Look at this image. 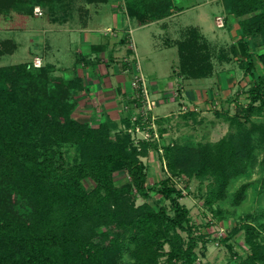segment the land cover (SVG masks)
<instances>
[{
	"label": "trees",
	"instance_id": "1",
	"mask_svg": "<svg viewBox=\"0 0 264 264\" xmlns=\"http://www.w3.org/2000/svg\"><path fill=\"white\" fill-rule=\"evenodd\" d=\"M63 1L0 0V14L16 4H26L32 14L35 5L52 7ZM124 1L126 15L139 26L175 12L172 0ZM222 4L240 28L232 55L251 79L247 104L237 106L233 116L226 115L237 133L217 143L163 145L164 159L174 174L186 172L189 165L198 179H212L209 202L227 198L231 181L246 175L254 160L255 139L264 144V122L253 120L264 115V71H257L253 61L256 54L264 68V51L256 52L264 47V0H222ZM86 26L84 22L81 28ZM166 45L178 51L173 77L213 75L210 46L198 28L185 29L180 39ZM16 50L13 40H0V57ZM102 51L103 46L91 47L92 54ZM82 60L87 61L84 66H95L86 55ZM57 70L51 63L39 68L33 63L0 66V264H158L166 254L169 261L195 264L196 241L193 236L185 241L180 234L189 220L187 209L178 202L179 190L170 179L145 188L139 157L150 146L158 148L156 142L144 144L141 152L128 134L116 130L118 121L102 115L96 126L94 120L79 121L77 97L89 90L86 79L74 69L70 77L52 75ZM128 118L123 114L119 122L129 124ZM121 172L129 178L118 186L114 177ZM87 179L92 184H86ZM248 187L249 183L242 184L233 194V206L242 204ZM133 188L143 197L152 191L170 199L175 215L147 202L137 205ZM248 220L252 221L235 230L245 232L251 252L240 257L235 253L234 264H264V244L258 243L260 220ZM236 234L230 231L222 241Z\"/></svg>",
	"mask_w": 264,
	"mask_h": 264
},
{
	"label": "rangeland",
	"instance_id": "2",
	"mask_svg": "<svg viewBox=\"0 0 264 264\" xmlns=\"http://www.w3.org/2000/svg\"><path fill=\"white\" fill-rule=\"evenodd\" d=\"M174 2L184 7L185 11L168 20L144 27H140L134 18L124 20L123 14H126L124 0H110L106 4H89L87 0H64L52 7L35 5L32 14L28 13L26 4H16L5 14H0V40L11 39L17 44L14 53L0 57V66L29 63L32 67L35 59H39L42 65L51 63L57 67L58 70L52 75L70 77L72 75L70 70L74 69L85 77L86 74L81 73L82 70L89 72L90 68L83 65L85 60L82 59L84 55L92 53L89 46H94L92 39L89 43L85 39L86 32L101 40L111 39L110 34L114 33L117 37H123L125 39L121 45L123 52L132 44L135 54L129 56L128 63H125L122 57L118 58L119 62L115 61L116 57L111 60L107 56L93 58L94 65L101 72L104 71L105 65L109 73L117 74L116 78L112 79L113 82L134 90L133 97L137 102L130 104L132 108L126 102L123 105L126 113L132 110L127 115L131 117L130 120L128 118L129 124L127 121L125 123L123 120L118 121L116 130L128 134L132 145L142 149L141 152L144 151V144L151 145L156 142L158 145V148L150 146L147 154L139 157L146 175L145 188H151L170 179L179 190L177 199L179 204L187 209L189 220L185 224V230L180 231V234L185 241L190 236L194 237L198 257L195 264H234L238 257L251 252L245 242V232L240 230L238 233L235 230L243 227L244 222L252 221L248 219L260 220L257 224L260 231L258 243L264 244V144L260 139H255V156L247 174L234 178L230 183L227 198L217 202H209L208 193L213 185L212 179L206 178L203 181L198 179L193 173L194 167L189 165L186 172L174 174L168 167L167 159H164L163 145L175 142L184 145L217 143L236 134L237 129L230 125L226 115L233 116L237 106L247 104L251 79L240 68L239 63H236L237 61L231 59V63L224 62L218 56L220 49L232 41L227 28L220 29L216 26L215 18L223 15L234 20L224 11L220 1L174 0ZM112 3L120 12L117 13L116 23L112 14ZM194 3L201 6L190 8ZM36 7L41 8L42 16L35 14ZM97 10L99 12H96ZM202 12L207 14V21L201 19ZM84 22L89 23L87 30L81 28ZM188 27L201 30L209 43L214 67L212 77L203 79L173 77L178 63V51L177 47L167 46L166 42L178 40L182 31ZM109 30L115 31L109 33ZM234 37L238 39L239 35ZM234 43L228 46L227 54L232 53L229 52ZM263 51L264 47L256 50L257 53ZM254 62L257 71L263 72L264 68L259 64L256 54ZM95 66H92V72L95 71ZM63 69H67L68 72H63ZM124 72L127 73L122 74ZM136 77H143L147 83L149 99L153 102L152 109L146 106L138 87L133 86ZM99 81L104 84L106 78L100 76ZM157 88L161 90L160 93L154 92ZM196 91L204 93L200 92L201 96L198 99H189L190 94L195 95ZM82 96L83 94L77 97L79 106L87 104L88 110L83 108L77 110L76 117L82 122L94 120L92 125L96 126L103 121L100 115H97L101 114L99 103L97 100L84 102ZM94 116L96 118H93ZM145 120L147 122H144ZM253 120L256 123H263L264 115H256ZM137 124L141 128L140 131L135 129ZM159 128L164 130L163 134ZM126 178L129 177L125 172L115 175V184L121 185ZM245 183H249L245 200L235 207L232 205V196ZM86 184L92 182L87 179ZM133 191L138 198L137 205L147 202L154 209L166 208L171 217L175 215L170 199H165L152 191H147V197L139 195L135 188ZM230 231L237 234L228 241H222ZM228 245L233 247L232 251ZM164 250L169 252V245H165ZM158 264L178 263L169 261L166 254Z\"/></svg>",
	"mask_w": 264,
	"mask_h": 264
},
{
	"label": "crops",
	"instance_id": "3",
	"mask_svg": "<svg viewBox=\"0 0 264 264\" xmlns=\"http://www.w3.org/2000/svg\"><path fill=\"white\" fill-rule=\"evenodd\" d=\"M211 0H209L210 2ZM220 3L222 4V0H219ZM173 2V5L175 6V12L169 16V17H166L164 19H161L159 21H156V22H153V23H159V22H162V21H165V20H168L170 18H173L175 15L179 14V13H182L183 11H185V8L182 7V6H178L174 0H172ZM113 5V3H112ZM198 6H201L200 4L197 5V3H194L190 8H196ZM117 6L116 5H113L112 6V14L114 16V20H115V23L117 21V13H120L117 9ZM222 8L224 9V11L227 13V11L225 10L223 4H222ZM189 9V7L187 8ZM96 12H99L98 10ZM122 13V12H121ZM123 14V13H122ZM125 15L124 16V20L125 21H128L129 19H131L130 17H128L126 14H123ZM202 15L201 16V19L204 20V21H207L208 20V16L205 12H202ZM112 16V17H113ZM107 19L109 18L108 16V13L106 15ZM218 18H222L224 20L223 22V26H219V21H218ZM153 23H150V24H153ZM215 23H216V26L220 29H225L227 28V31L229 32V34L231 35V43H234L237 39L234 37L236 35H239L240 34V28H239V25L238 23L236 22V20H232V19H228L227 16H221V15H218L216 18H215ZM89 24V23H88ZM85 27V28H82L83 30H87L88 29V25ZM150 24H147V25H143V26H140V27H144V26H148ZM139 25V24H138ZM189 28V27H188ZM109 29V28H108ZM187 29V28H186ZM185 30V29H184ZM183 30V31H184ZM112 31H115V30H109V33H112ZM182 31V33H183ZM201 32V30H199ZM182 33H181V36H182ZM235 33V35H234ZM201 34L203 35V33L201 32ZM204 36V35H203ZM110 37L111 39L114 38L115 40H111L110 38L108 39H104L101 40L100 38L96 37L95 35H91V34H88V32H86V35H85V39L89 41L92 39L94 41V45H100V46H103V51L100 53V54H93L91 56L92 53H88V57L90 59H93L94 57H101L102 56H107V58L109 60H111V58H114L116 57L117 59H115L116 62H119L120 57H122V60L125 61V63L127 62H130V59H129V56H133L135 54V51H134V48L129 45V47L123 52L121 50V45L124 44L125 42V39L123 37H117L116 34L114 33L113 35L110 34ZM181 38V37H180ZM179 38V39H180ZM205 38V36H204ZM206 39V38H205ZM207 40V39H206ZM124 41V42H123ZM168 41V40H167ZM171 41V40H170ZM208 42V41H207ZM231 43H226L227 45H225V47L221 48L220 49V53H219V58L225 60L224 62H230L232 60H235L237 61L236 63H239V58L236 57V55H232V53L229 55L227 54V57H224V55L228 52V46H230ZM235 44V43H234ZM92 47L89 46V49ZM232 50V47L230 48V51ZM130 51V52H129ZM232 52V51H231ZM123 54V55H122ZM232 55V56H231ZM36 56V55H35ZM229 57V59H227ZM232 57V58H231ZM232 59V60H231ZM44 60V58H43ZM253 61H254V57H253ZM255 63V62H254ZM104 65V64H103ZM127 65V64H126ZM131 66H133L131 64ZM90 68L88 71L89 72H85L84 70H82L81 73H85V79L87 81V84L89 86V90L87 91V93L83 94V96L81 97V99H83V101L87 102L88 100L90 101H94V100H97L98 103H99V106H100V113L102 114V116H107L109 117L110 119L112 120H115V121H119L121 116L125 113V115H128L130 111L132 110H128L127 113L125 112V109L123 107V105L126 103L129 104H134V90L133 88H130V89H127V87H123L122 85H119V83L117 84L116 82H113L112 79L116 78L117 74H113V73H109L107 71V69L105 68V65H104V71L101 72L99 70V68H97L96 66L94 67V70L95 71H91V67H88ZM88 68H84V69H88ZM95 72V73H94ZM99 72V73H98ZM101 72V73H100ZM127 72H124L122 74H126ZM214 73V72H213ZM93 74H96L95 76ZM92 75V77H91ZM120 75V74H118ZM89 76V77H88ZM100 76H104V78H106V82L104 84H102L100 81H99V78ZM213 76V75H212ZM211 76V77H212ZM147 84V83H146ZM209 90V89H208ZM154 92L156 93H160L161 90H159L157 88L154 89ZM201 91H196L195 92V95L193 94H190L189 96V99H198L200 98L199 96H201L199 93ZM201 93H204L203 91ZM194 96V97H192ZM128 106V105H127ZM87 104L86 105H83V106H80V110L83 108L85 110H88L87 108ZM82 109V110H83ZM101 114H97V115H100L101 117ZM96 118V116H94ZM93 117V118H94Z\"/></svg>",
	"mask_w": 264,
	"mask_h": 264
},
{
	"label": "built area",
	"instance_id": "4",
	"mask_svg": "<svg viewBox=\"0 0 264 264\" xmlns=\"http://www.w3.org/2000/svg\"><path fill=\"white\" fill-rule=\"evenodd\" d=\"M34 12L38 16H42L43 15V12H42L40 7H36ZM218 21H219V26H223V19L222 18H218ZM34 65L36 67H40L42 64H41L39 59H35ZM133 86L138 87L137 88L138 91L139 90L141 91V95H142L144 101H146V106L148 107V109H152L153 102L149 99V95H148L149 89L147 90L148 86H147L146 82L144 81L143 77H136L135 81H133ZM135 129L137 131H140L141 128L137 124Z\"/></svg>",
	"mask_w": 264,
	"mask_h": 264
}]
</instances>
